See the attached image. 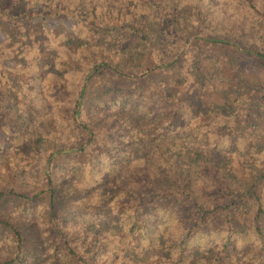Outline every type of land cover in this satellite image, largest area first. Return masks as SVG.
Instances as JSON below:
<instances>
[{
    "label": "trees",
    "instance_id": "trees-1",
    "mask_svg": "<svg viewBox=\"0 0 264 264\" xmlns=\"http://www.w3.org/2000/svg\"><path fill=\"white\" fill-rule=\"evenodd\" d=\"M38 1L0 0L13 58L8 72L0 68V156L26 142L21 157L37 158L30 176L44 182L32 193L0 189V264H140L131 256L155 249L163 252L156 264H264V25L253 16L263 9L251 0H48L82 13L74 28L46 35L30 9ZM132 1L141 25L128 39L115 29ZM139 13L176 50L192 38L193 51L174 58L152 49ZM12 24L20 41H9ZM134 63L140 76L160 72L157 84L132 88L104 77H129ZM75 70L72 90L66 75ZM36 91L51 110L39 113ZM7 99L42 124L48 154L39 132L28 138L19 115L2 112ZM179 134L165 147L135 148ZM179 156L196 159L215 185L210 195L224 202L204 207L192 198ZM231 169L244 185H224Z\"/></svg>",
    "mask_w": 264,
    "mask_h": 264
},
{
    "label": "rangeland",
    "instance_id": "rangeland-1",
    "mask_svg": "<svg viewBox=\"0 0 264 264\" xmlns=\"http://www.w3.org/2000/svg\"><path fill=\"white\" fill-rule=\"evenodd\" d=\"M254 3H257L259 7L263 9V16L253 15L259 20H255L257 23H261L264 25V0H251ZM242 1H238L236 3V6H240ZM245 3V1H244ZM32 4V2H31ZM135 4V3H134ZM132 2H129V6H126L125 9L127 10V16L124 22H122L121 27H117L115 30L119 33L124 34L125 37L128 39H131L130 35L137 37V31L136 29L140 27V23H137L139 20H137V11L136 16L132 13V9L135 8L137 10V6H135ZM232 6V4H229ZM228 5V6H229ZM110 6L114 9L113 15L117 14V11L115 9L114 4H110ZM144 7L143 9H145ZM31 13H33V18L36 22H39L41 26L44 28V33L48 35V30L50 29H56V30H70L74 28L76 18L81 16L82 10L77 9L74 12H69L67 10H61V9H54L48 6V0H39L36 4V6H32ZM99 6L96 9L97 14L100 13ZM231 10V8H230ZM140 16V20L144 21V25L147 26L148 33H144L146 35V38L152 41L153 45L152 49H160L162 48L163 52L167 56H173L174 58H177L181 56L184 51H193L192 48V38H190L183 49L176 50L174 48L173 44H171L167 37L164 36L163 32H161L160 27L155 24V22L151 19L148 15H142V13L138 14V17ZM135 17V18H134ZM134 18V19H133ZM19 21L23 20L24 18H18ZM133 19V20H132ZM263 19V20H262ZM136 20V22H134ZM134 22V23H133ZM229 21L225 22V25L223 26L221 24V28L219 30H222L223 32L226 31L229 25ZM243 27V24L241 25ZM6 30H11L14 33L11 37L13 40L20 41L21 36L18 37L17 31H14L13 28H15L12 24L11 27L9 25H6ZM201 29L204 30V27L201 26ZM143 34V33H142ZM248 34V33H246ZM163 36L165 39H163ZM242 38V37H240ZM170 39V38H169ZM6 40L5 31H0V68L1 70L8 72L7 69L10 65L13 64V58L12 55L9 54L11 49L4 48V41ZM242 42H247V40L239 39ZM197 50V48L195 49ZM21 51V49H19ZM134 52H137V47L134 49ZM176 54V55H175ZM25 61H30L33 58V51L30 50L29 52L24 53L23 55ZM239 63L250 65L251 61L248 58H243V60L239 61ZM128 71L131 72L129 77H121L119 75H114L113 77L109 74H104V77L107 79L113 80L117 84L130 86L132 88H146V87H153L157 84L158 80L160 79L161 75L157 72L149 74L148 72L145 73V76H140L138 74L137 70V64L134 63V65H127ZM79 70L72 71L68 73L67 76V87L70 89H74L77 80L79 79ZM33 96H35L34 101H32L35 106L39 109V113L42 114L43 112L49 111L53 108V104L51 101L47 99L40 98L38 96V92H33ZM10 97L17 98V95L10 94ZM15 112L17 115L20 116V118L23 120L24 128L26 131V136L28 138H31L35 135L36 132H39L38 136H41L40 138V151L42 154L46 155L49 153L48 149L51 148V143L46 142L49 140V138L46 136V131L43 129L42 124L35 119L34 117H29L27 115V112L25 111L24 106H20L15 102L14 99H7V101L3 104V111L2 112ZM182 131V129H181ZM179 135L171 136L167 140H163L161 142L153 143V144H147L146 142H142L137 145L135 144L136 150H138V153L143 152L144 150H151V148L155 145L160 146H167L169 143L173 142L174 140L180 138ZM47 139V140H46ZM181 143H185L187 146H192L194 144L193 140H185L182 139ZM18 147V148H17ZM17 148V149H16ZM21 150L23 152H27L28 144L23 141L22 144L16 146L12 149H6L5 152L0 156V189L3 187L8 188H14L18 191H23L26 193H32L36 190L40 189L44 186V182L31 178L30 174L34 175L36 172H38V162L36 161V157L28 156L26 160L21 157ZM180 163L183 165L182 168L191 178V196L192 198L199 202L204 207L214 206L215 204L224 202V199L222 198H215L211 196L210 194H214L215 185L206 179L199 171V168L196 166V159L192 156H179ZM5 168H8V174L6 175L4 170ZM4 172V173H3ZM223 181L224 185L229 189H235L237 187H240L246 183V177L238 170V169H231V170H225L223 172ZM252 214V213H251ZM110 232H112L114 229L109 228ZM156 254H163L161 253L160 249L155 250H144L141 257L137 256H131V259L135 262H138L140 264H156L153 262L154 258L153 256Z\"/></svg>",
    "mask_w": 264,
    "mask_h": 264
}]
</instances>
